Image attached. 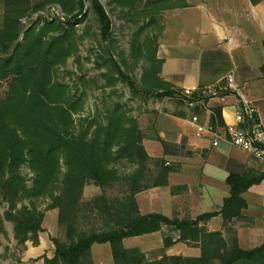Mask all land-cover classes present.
Segmentation results:
<instances>
[{
	"label": "trees",
	"instance_id": "obj_1",
	"mask_svg": "<svg viewBox=\"0 0 264 264\" xmlns=\"http://www.w3.org/2000/svg\"><path fill=\"white\" fill-rule=\"evenodd\" d=\"M87 1L99 24L105 41H112V15L132 22L148 19L155 22L164 10L184 7L187 0H3L5 10L0 28V196L9 207L5 217L14 222L19 243L32 239L39 243L45 211L37 201L49 197L47 209L59 208V221L67 216L76 217L82 205L85 186L89 182L103 189L115 183H126L128 191L121 198L110 199L103 193L94 200L97 207L109 216L107 227L74 236V221L68 223L70 244L53 238L55 256L45 258V264H84L92 256L95 243H109L115 264H264V242L253 248H243L238 236H225L222 231H209L200 226L207 220L223 214L225 222L241 216L247 206L242 194L264 175L231 173L227 182L230 195L220 210L205 212L196 219L169 217L158 212L141 214L136 194L159 184L168 183L169 169L164 165L153 182L147 173L152 160L144 144V133L137 118L130 115L126 106L118 103L107 109L105 121L90 120L80 123L76 130L75 114L84 107L83 96L77 97L72 87L57 77L60 66L71 56L79 57L77 24L87 17ZM261 0H252L257 3ZM59 5L63 15L43 17L29 23L25 18L44 11L48 6ZM110 6V10L106 8ZM146 23L135 33L133 52L155 61L158 66L150 81L138 83L112 54L109 73H104L108 84L117 80L128 84L136 96H175L181 89L157 78L162 63L158 59L159 34H148L140 39ZM108 48V47H107ZM109 52L110 49L108 48ZM100 66L103 63H98ZM108 64V63H107ZM220 118V111L215 109ZM96 124L90 134L92 126ZM168 152V143L158 137ZM121 159L136 163L137 168L121 175L115 164ZM33 172L28 183L23 166ZM29 200L31 205H27ZM92 204V203H89ZM95 211V208H92ZM169 226L179 231L180 240L199 242L198 256L169 255L166 248L174 243L170 234L164 236L161 257L150 259L138 247L128 248L124 239L162 230Z\"/></svg>",
	"mask_w": 264,
	"mask_h": 264
},
{
	"label": "crops",
	"instance_id": "obj_2",
	"mask_svg": "<svg viewBox=\"0 0 264 264\" xmlns=\"http://www.w3.org/2000/svg\"><path fill=\"white\" fill-rule=\"evenodd\" d=\"M187 1V6L169 9L163 14L156 54L162 63L157 78L179 89L196 90L224 84L225 75L233 71L246 96L256 105L264 125V0L257 3L252 0ZM159 100L158 112L145 129L150 134L145 133L143 144L152 159L165 160L168 183L136 194L141 214L158 212L169 217L196 219L202 213L221 209L230 195L227 178L231 173L264 175V163L260 159L226 139L214 146L211 135L197 136L191 121L198 115L201 123L214 124L221 133H226L240 109L237 93L231 92L225 98L209 97L194 107L172 96ZM215 109L220 111V118ZM158 137L168 143L167 154ZM242 196L247 206L241 216L225 222L223 214H218L199 224L209 231H222L225 236L234 231L240 246L249 249L264 242V177ZM43 228L38 244L26 243L22 264H29L31 260L45 264L46 257L55 256V243L47 241L53 232L45 220ZM165 230L163 226L160 231L143 234L161 233L159 246L133 244L130 247L137 246L147 253L161 248ZM179 238V234L174 237V243L166 248L167 254H201L199 242ZM98 244L109 245L92 246L94 264H114L111 258L95 257L94 246Z\"/></svg>",
	"mask_w": 264,
	"mask_h": 264
},
{
	"label": "rangeland",
	"instance_id": "obj_3",
	"mask_svg": "<svg viewBox=\"0 0 264 264\" xmlns=\"http://www.w3.org/2000/svg\"><path fill=\"white\" fill-rule=\"evenodd\" d=\"M107 7L110 10V6ZM4 10L5 5L3 0H0V28L2 26ZM167 10L169 9L161 12V15H157L155 22L150 23H148V19L140 20L139 22L127 21L118 16V11L111 12L113 35L112 41L107 42L101 36L99 24L91 10L89 1H87L86 11L88 15L77 24L78 34L80 36L79 57L76 55L71 56L57 71L59 80L68 83L77 97L83 96L84 98L83 109L75 114L77 131L80 129V123L87 125L90 120L94 119H98L99 122H104L107 109L120 103L126 106L131 116L140 121V126L144 128L142 129L144 130V136L146 135L145 133L147 135L150 134V131L145 129L148 123L149 125L151 124V121L158 112L157 105L160 97L152 96L147 99L136 96L128 84L121 80H117L114 84L109 85L108 78L104 75V73H109V62L105 64L103 58L109 59L112 54L138 83H142L145 78L147 81H150L155 75L154 71L158 64L153 60L134 54L132 41L135 33L145 23L146 26L142 30L140 39H145L148 34L154 35L155 33L158 35L162 29L163 14ZM58 14H64L61 7L59 5H52L40 13H34L32 16L25 18L24 21L29 23L38 18L42 19L43 17H52ZM107 47L110 49L109 52L107 51ZM98 63H103V65L100 66ZM2 95L3 89L1 88L0 96ZM96 124L92 126L90 134L94 131ZM161 159L163 158L152 159L147 163V173L150 176L151 182L155 180L156 175L162 167L161 165L163 163ZM115 166L121 175L132 173L137 168V164L130 162L128 159L119 160ZM22 171L27 176L28 183L31 184L33 181V172L30 167L25 165ZM128 189V186L124 182L115 183L113 186L106 187L105 189L92 181L87 183L83 192L82 205L76 217L73 219V217L67 216L63 222L59 221V208L47 209L49 204L52 203L51 198L39 199L36 203L37 207L39 210L45 211V224L53 232V235L49 234L47 236V241L50 243L53 238H57L64 243L70 244L72 241V238L68 236V223L70 220L74 221L75 224V239H78L81 232L90 233L94 230L104 229L109 222V216L95 205L94 200L103 193L110 199L121 198L126 195ZM25 203L29 206L31 205L29 200H25ZM8 207V203L3 201L0 196V264H22L21 256L23 250L26 248V244L18 242L15 236L14 222L5 217V211ZM92 208H95V211H92ZM166 229L163 233L164 236L167 234L173 237L178 234L180 236L179 231H175L169 226H166ZM42 231H44V228ZM233 234H235L234 231H229L227 237L233 236ZM27 242L35 244L32 239H29ZM161 242L162 234L156 233L136 238L129 237L127 242H124V245L128 248H131L130 245L132 246L133 244L159 246ZM162 248H156L146 253L150 259L161 257ZM94 253L97 258H111L114 261L110 244L95 245ZM29 264H35L34 260L29 261ZM84 264H94L93 255Z\"/></svg>",
	"mask_w": 264,
	"mask_h": 264
},
{
	"label": "built area",
	"instance_id": "obj_4",
	"mask_svg": "<svg viewBox=\"0 0 264 264\" xmlns=\"http://www.w3.org/2000/svg\"><path fill=\"white\" fill-rule=\"evenodd\" d=\"M222 85H210L201 89L184 88L172 96L181 100L189 107L199 103H205L209 97L225 98L227 94L235 92L240 98V109L235 114V122L227 127V134L221 133L214 124H203L199 116L191 119L196 127L197 136L209 134L212 136V144L219 146L221 140L226 139L232 145L241 148L264 163V125L259 118V113L254 102L249 99L236 80L233 71L228 72Z\"/></svg>",
	"mask_w": 264,
	"mask_h": 264
},
{
	"label": "water",
	"instance_id": "obj_5",
	"mask_svg": "<svg viewBox=\"0 0 264 264\" xmlns=\"http://www.w3.org/2000/svg\"><path fill=\"white\" fill-rule=\"evenodd\" d=\"M106 8L108 9V7L106 6Z\"/></svg>",
	"mask_w": 264,
	"mask_h": 264
}]
</instances>
